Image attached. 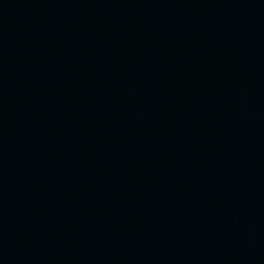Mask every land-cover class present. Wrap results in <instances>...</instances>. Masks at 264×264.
<instances>
[{"label": "water", "instance_id": "obj_1", "mask_svg": "<svg viewBox=\"0 0 264 264\" xmlns=\"http://www.w3.org/2000/svg\"><path fill=\"white\" fill-rule=\"evenodd\" d=\"M0 264H264V0H0Z\"/></svg>", "mask_w": 264, "mask_h": 264}]
</instances>
